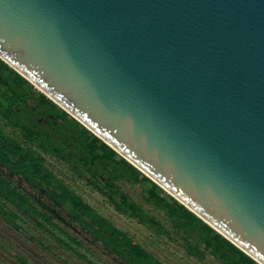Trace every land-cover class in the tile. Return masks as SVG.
<instances>
[{
  "label": "water",
  "instance_id": "1",
  "mask_svg": "<svg viewBox=\"0 0 264 264\" xmlns=\"http://www.w3.org/2000/svg\"><path fill=\"white\" fill-rule=\"evenodd\" d=\"M0 60L264 264V0H0Z\"/></svg>",
  "mask_w": 264,
  "mask_h": 264
},
{
  "label": "trees",
  "instance_id": "2",
  "mask_svg": "<svg viewBox=\"0 0 264 264\" xmlns=\"http://www.w3.org/2000/svg\"><path fill=\"white\" fill-rule=\"evenodd\" d=\"M28 89H34L35 94H32L34 98L26 94ZM0 97L3 98V108L8 115L14 112L12 109L14 104H24L26 99L31 100L33 108L39 113V118L30 126H21L23 140L34 142L43 153H49L62 162L94 168L92 174L100 176L101 180L95 182L89 179L90 184L105 195L117 211L128 213L133 218H149L139 204L123 190L125 184L139 186L156 207L163 209L171 217L181 215L187 222L191 231L189 235H194V241H186L185 244L189 253L203 258L205 249L222 264H258L200 217L179 204L162 187L145 177L119 153L96 138L82 123L80 124L58 105L50 107L52 101L49 98L1 60ZM94 138L96 144L92 143ZM0 168L8 175L19 176L31 189L39 192V198L34 200V204L31 203L30 197L23 193L22 186L14 184L4 175L5 173L0 172V215L6 214L2 206L9 205L32 221L37 228L47 230V224L54 225L51 219L55 216V209L66 208L79 223L87 216L94 233L103 238L107 246L112 247L128 264H165L152 257L139 245L132 243L123 231L118 230L115 238H106L105 235L108 232L114 233L115 229L103 218L89 211H82L77 216L65 196L64 183L42 166L34 152L25 149L22 144L3 133H0ZM44 198L46 204L43 203ZM56 238L61 245L69 247L68 243L59 237ZM69 241L76 244L72 238H69ZM22 262L25 264L23 260Z\"/></svg>",
  "mask_w": 264,
  "mask_h": 264
},
{
  "label": "rangeland",
  "instance_id": "3",
  "mask_svg": "<svg viewBox=\"0 0 264 264\" xmlns=\"http://www.w3.org/2000/svg\"><path fill=\"white\" fill-rule=\"evenodd\" d=\"M26 94L34 98L32 94L35 91L28 89ZM2 99L0 97V133L10 136L25 149L34 152L42 166L64 183L65 196L77 216L82 211H89L109 222L115 231L108 232L106 238H115L118 230L123 231L132 243L165 264H222L205 249L203 258L189 253L185 244L186 241H194V235L190 236L187 222L181 215L168 216L149 200L139 186L125 184L123 190L149 218H133L128 213L117 211L105 195L90 184L89 179L95 182L101 180L100 176L92 174L94 168L62 162L49 153H43L34 142L23 140L21 126H30L39 118L31 100L26 99L24 104H14V112L8 115ZM54 104L51 102L50 107ZM95 142V138L92 139V143ZM0 172L5 173L14 184L21 185L31 203L34 204V200L39 198V192L31 189L19 176L8 175L1 168ZM43 203L46 204L45 198ZM2 208L6 214L0 215V264H23L22 260L25 264H128L112 247L107 246L103 238L94 233L87 216L79 223L66 208L55 209V216L51 219L54 225L47 224L49 230H42L9 205H3ZM56 237L68 243L69 247L61 245ZM69 238L76 244L70 242Z\"/></svg>",
  "mask_w": 264,
  "mask_h": 264
}]
</instances>
